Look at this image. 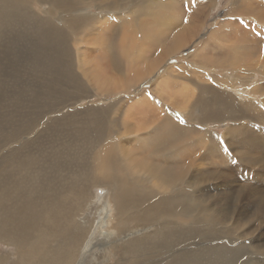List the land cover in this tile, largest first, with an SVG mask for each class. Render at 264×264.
I'll list each match as a JSON object with an SVG mask.
<instances>
[{
	"label": "bare ground",
	"instance_id": "obj_1",
	"mask_svg": "<svg viewBox=\"0 0 264 264\" xmlns=\"http://www.w3.org/2000/svg\"><path fill=\"white\" fill-rule=\"evenodd\" d=\"M261 1L248 4L255 5L257 20L233 16L221 20L206 37L194 57L200 61L204 52L215 54L214 63L207 64L210 70L205 65V70L189 73L176 67L159 78L167 61L201 34L210 0H0V37L33 36L43 44L42 56L47 45L56 49L55 66L43 70L55 74L49 82H54L57 97L40 99L50 104L44 115H56L32 134L33 120L16 128L12 110V129L0 141V154L3 148L7 151L0 157V242L19 253L10 264H83L94 251L117 249L134 235L126 236L131 223L137 226V246L133 237L127 241V257L137 258V264H259L253 262L255 255L264 253V245L248 236L256 231L255 223H260L259 229L264 225V83L242 91L252 98L233 99L229 88H218L228 77L217 71H232L236 85H246L257 74L264 78ZM230 33L239 40L227 41ZM29 45L38 49L34 42ZM80 46L92 50V55L82 53L85 57L80 58L88 63L81 70L89 92L118 94L151 83L160 97H186L181 99L188 103L182 111L192 108L183 115L191 125L177 120L167 100L155 97L153 90L109 107L84 105L94 97L78 94L79 81L71 71L72 56L76 62L82 57ZM240 54L248 55L250 62ZM243 66L248 73H241ZM209 72L220 86L209 84ZM242 76L249 78L242 81ZM206 95L211 103H202ZM198 96L200 119L192 101ZM77 102L83 105L77 107ZM59 112L66 114L61 118ZM226 121L231 122L226 143L204 126ZM13 140L16 145L5 146ZM97 188L109 192L105 208L118 215L116 230L108 229L102 206L96 221L86 214ZM215 235H221L220 260L212 247L190 242ZM245 242L250 255L240 246ZM53 243L59 247L50 246ZM10 258L0 256V264Z\"/></svg>",
	"mask_w": 264,
	"mask_h": 264
},
{
	"label": "rangeland",
	"instance_id": "obj_2",
	"mask_svg": "<svg viewBox=\"0 0 264 264\" xmlns=\"http://www.w3.org/2000/svg\"><path fill=\"white\" fill-rule=\"evenodd\" d=\"M237 1L238 0H217V1L216 0H210V3H211L210 14H209L210 16L208 15V17H207L208 21H207V19L205 20L202 31L200 32L201 34H199L196 37V39L193 40L194 43L192 42L191 43L192 45L189 44L187 47H185L183 50H181V52H179L177 55L173 56V58H170L169 61H167L166 65H164L159 70L158 77H159V75H161L163 73H169V72L174 73L176 70V67L181 66V65H183V66L185 65L187 68L185 70H187V71H188V69L196 71V70L203 69V66H205V64L214 63L215 54H213V53L212 54H208V53L206 54L204 52L203 54H205V55L202 54L204 56V58L200 61H198L194 57V54L201 51L202 47L205 46V42H206L208 36L216 28L219 27L217 25H219L224 19H227L230 17H231V19H233L234 17H236L239 20L245 19L247 22L248 21L252 22V18H256V20H257V17H256L257 14L255 13L256 12L255 5H253V4L248 5V4L252 3V0L244 1V2H246L245 4H244V2H241L242 0H239L238 2ZM259 1H261V0H259ZM263 1L264 0H262L261 2H263ZM238 3H240V4H238ZM33 11H38L39 15L43 14V10L41 8H33ZM236 13H238L239 15ZM182 14H184V13L182 12ZM242 16H243V19L241 18ZM245 20H243V21H245ZM208 22H209V24H207ZM259 26L262 29H264V24H259ZM233 35H235V36H233ZM226 39H227V41L232 42V41H235L234 39H238V38H237L236 34L230 33ZM30 41L38 44V49L31 48L29 45ZM42 46H43V44H40L36 40V38L33 36H29L28 38H26L24 36H11V37H9L8 35L0 37V134H2V136L0 137V141H4L6 136L8 135L7 131L12 129L10 127V122H9V116H10V113L12 110H14V112L12 113L11 117L14 120L15 126H17L16 128H22V123H24V125H25L26 121L33 120L34 131L30 132L32 134H35V132L36 133L39 132V130H40L39 127L45 121L46 122L49 121V120H47V118L50 115H52V116L56 115V113L44 115V113H48L49 112L48 109H50L48 107H47L48 108L47 109L45 106H50V104L46 103L47 104L46 105L42 102V100H40L42 98H45V101H46V98L50 99L52 97H57V94L54 90L55 89L54 82H49V80L54 79L55 74L53 73V71L45 72L43 70L44 67L55 66L54 58L56 55V49L52 45H47L48 49H47L45 55H43L44 56L43 57L41 54L42 53V51H41ZM88 48H89V46H80L81 54L85 53L88 55H92L91 47H90L91 53H89ZM211 49H212V46H211ZM71 53L73 55L75 53V50H72V48H71ZM107 54H108V52L103 56V58H100V60H99L100 64L101 63L105 64L104 61L108 58ZM84 57H85V55L82 54V57L79 56V59L76 62L74 56H72L73 63L71 65L72 74H73V76L77 77V79L79 81L78 86H77L78 94L81 96L87 95L88 97H91V96L94 97L92 100L85 101L84 105H89L90 103H92V105H94L96 107H102V106H106V107L108 106L109 107V106H111V104L114 101L124 99L125 97H132L135 94L140 95L143 92H147V91L149 93L153 92L152 94L155 97L157 95H158V97H160L158 92L155 93L156 89H155V91H154V88L151 89L150 86L152 84L151 83L146 84V82L140 83L136 87H131L128 92H121L118 94L109 93V94L105 95V94H102L103 91H97V93H95V95L92 94L91 92H89V87L85 86L84 85L85 82L82 80V78H83L86 81V78L83 77L81 69L83 67L85 68L86 65L88 64V63H83V61H80V58H84ZM180 57L182 59H180ZM240 57H243L245 59L247 58V60H248V58L250 59V57L246 54H240ZM218 58H219V56H218ZM206 59L209 62H205ZM181 60H183V61H181ZM42 61L44 63H42ZM248 61L250 62V60H248ZM210 64L207 65L209 70L211 67ZM243 67H242L241 73H245V74H246V72L248 73V69L245 67L243 68ZM213 68H216L218 70V68L216 66H214ZM182 70H184V69H182ZM203 70H205V69H203ZM217 72L220 73L224 77H226V76L228 78L231 77L230 79L226 78V82L224 83V85L226 87L221 84L222 85L221 88H223V87H224V89L229 88V89H227V91L228 92L231 91V93L235 96L233 99L243 98L241 100L244 101V100L252 98V96L251 97L250 96L244 97V94L242 91L247 90L246 87H251V89L252 88L254 89L255 87L257 88V86L259 84L264 83V78L257 74L255 76V79L253 78V76L249 79V83H247L248 85L247 84L241 85L240 82L238 85H236L234 79L232 78V75H233L232 71L229 72L228 70H225V71L222 70V71H217ZM193 73H195V72H193ZM256 73H258V72L256 71ZM179 74H183V72L180 71ZM249 74L251 75V73H249ZM207 75L209 76V78L210 77L213 78L212 75H210V72L207 73ZM214 75L216 76V74H214ZM183 76L187 77L186 74H184ZM188 76L192 77L191 75H188ZM242 77L243 78H241V80L246 81L250 76L248 78L246 76H242ZM214 78H216V77H214ZM100 80H101V78H100ZM261 80H262V82H259ZM209 82H210L209 84L214 85L215 79H213V80L210 79ZM252 83H254V84H252ZM229 84L230 85L232 84V86L230 87ZM184 86L186 87L185 84L180 85L181 88H184ZM233 86H235V87H233ZM231 88H233V89H231ZM186 89H187V87H186ZM151 90H153V91L151 92ZM247 93L248 92H246L245 94H247ZM125 95H127V96H125ZM66 97H71V96L69 95ZM37 98L39 101H38V103H35L34 101ZM160 98L163 99V101L167 100L164 103L169 104L171 106V108L173 110V114L177 118V120H179L182 124H185V125L190 124L191 125L192 121L190 122L189 119L187 118V116H183V115H184V113L190 112L192 108H190V110H183L182 111V107H184L185 105H188V103H185V102L183 103L181 101V99L183 101H185L186 97H183V98L160 97ZM198 98H199V96L193 97L192 101L194 102L195 108H196L195 117L197 119H200L201 114L203 113L202 103H206V102L211 103L212 97L207 98V95L205 97H202L203 98L202 103L198 102ZM76 99H82V98H76ZM22 100H24V102ZM168 101L172 102V104L168 103ZM78 104H79V107H81V105H83V102H80V103L77 102V105H76L77 107H78ZM199 104H201V105H199ZM60 109H62V108H60ZM38 113H40V116L38 115ZM65 114H66V112L65 113L59 112L60 116H58V117L63 118ZM38 116H39V119L37 120ZM196 122L201 123V121H196ZM227 124H229V125H227ZM230 125H231V122L226 121L225 123L217 124V125L215 122H213V123L211 122V123L204 125V126H206L205 127L206 130H210L218 138H220L221 142L226 143V140L224 137H225L227 129L230 127ZM12 145H16L14 143V140L12 142L7 143L5 146L11 147ZM231 150L236 153V151L233 148ZM5 151H6V149L3 148L2 153L0 154V157L2 156V154L6 155L7 151L6 152ZM241 153L242 152H239V154H241ZM238 165H239L238 163L235 164V166H238ZM235 175L239 176V175H243V173L236 172ZM93 193H94L93 195H95L94 197L91 198V200H93V201L88 205V207H86L85 211H86V214L87 213L91 214L90 215L91 220L93 218L96 221V218H97L96 213H98V210H97L98 207L102 206L103 208H105L106 205H109V202L105 201L106 199H109V196H108L109 192L106 191V189H104V188H97L96 190L95 189L93 190ZM96 198H97V200H96ZM102 199H104L105 202ZM252 202L254 203V201H252ZM248 203H251V202H248ZM91 205H92V207H91ZM102 207L99 208L100 209L99 211L102 210ZM252 207H254V205H252ZM105 209L107 210L106 211L107 216H104L105 217L104 219H105L106 224H108V229L110 231L116 230V227H115L116 225H114V224L116 223L118 215L115 214V212L113 211L114 209H110L109 207H108V209H107V207ZM110 210H111V212H110ZM109 218H113L114 221H113V219L110 220ZM183 221H186V220H183ZM183 221H182V223H183ZM185 223H188V221H186ZM258 225H260V223L254 224V227H253L254 230H253V228H252V230L253 231L256 230V231L254 233H251L248 236V238L249 239L254 238L256 240V245H264V225L260 229H259ZM135 226H136V223L129 224V227H127L126 236L130 235V233L134 234V235L126 238V240H124V242L122 241L120 244L121 246L118 247L119 249L118 248L117 249L109 248V249H102L100 251L96 250V252L94 251L93 254L88 255V260L86 261L87 263L84 262L83 264H92L93 262H95L93 264H137L138 263L137 258H135L134 256L127 257V255H128L127 249L131 248L130 245H128L129 247L127 246V241H129L133 237L132 238L133 239V245L137 246V229H136L137 226L136 227ZM104 230L107 231V228H105ZM190 230H193V227H191ZM125 231H126V229H124L123 233H125ZM216 235H218V234H216ZM216 235L212 236V238H202L201 237L200 240L198 241V243H196L193 240L190 242L194 243L196 246H198L200 243L201 244L205 243L207 246L212 247V252L214 253V256L216 257L217 253H218L219 260H220L221 259V252H220L221 235H220V237H218ZM135 236H136V238H135ZM149 245H151V242L149 243ZM218 245H219V248H217ZM246 245H247V242L240 244V246H244V248H246L244 250L246 251V253L248 255H250V251L247 249ZM50 246L55 247V248L59 247L58 244H56V243H53ZM120 249H121V251H119ZM111 252L113 255H111ZM13 253H15V254H13ZM98 253L99 254L101 253V255H99ZM109 253H110V255H109ZM0 256L4 257V258L9 256V257H11L10 258L11 261H9L8 264L14 263V262H16L17 258L19 257L18 249L13 247V246H9V245H6V244H3L2 242H0ZM92 256H93V259H92ZM255 256L257 258H255V261L253 263L264 264V253L263 252H259L258 255H255ZM133 258H135V259H133ZM143 264H146V263H143Z\"/></svg>",
	"mask_w": 264,
	"mask_h": 264
},
{
	"label": "crops",
	"instance_id": "obj_3",
	"mask_svg": "<svg viewBox=\"0 0 264 264\" xmlns=\"http://www.w3.org/2000/svg\"><path fill=\"white\" fill-rule=\"evenodd\" d=\"M205 65H207V64H205ZM178 68L179 69H181V67L180 66H178ZM183 69V68H182ZM185 70V69H184ZM189 71V70H188ZM189 73H191L190 71H189ZM205 79V78H204ZM210 79H212L211 77H210ZM213 80V79H212ZM220 83H218V82H214V85L215 86H218ZM220 86V85H219ZM218 88H221V86L220 87H218Z\"/></svg>",
	"mask_w": 264,
	"mask_h": 264
}]
</instances>
